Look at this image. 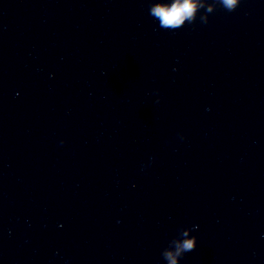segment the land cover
<instances>
[{"label": "clouds", "instance_id": "9594fccd", "mask_svg": "<svg viewBox=\"0 0 264 264\" xmlns=\"http://www.w3.org/2000/svg\"><path fill=\"white\" fill-rule=\"evenodd\" d=\"M219 2L229 12L238 8V0H219ZM200 9H204L200 0H172L171 3H152L149 12L154 19L159 21L161 28L174 31L180 29L185 24V21L189 24L194 23L196 13ZM204 10L211 12L212 8ZM202 22L207 23L208 21L202 18ZM197 227L193 225L191 231H194ZM180 234L187 237L188 231L183 230ZM172 243L175 245V251H165L163 255L169 264H177L178 257L181 259L187 252L196 248L197 237L193 235L191 239L173 240Z\"/></svg>", "mask_w": 264, "mask_h": 264}]
</instances>
